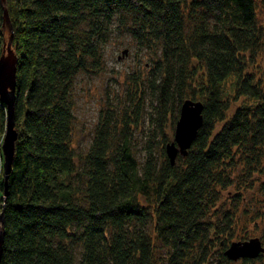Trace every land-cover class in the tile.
I'll use <instances>...</instances> for the list:
<instances>
[{"label":"trees","instance_id":"trees-1","mask_svg":"<svg viewBox=\"0 0 264 264\" xmlns=\"http://www.w3.org/2000/svg\"><path fill=\"white\" fill-rule=\"evenodd\" d=\"M5 7L18 57V139L5 182L0 100L1 264H209L216 252L234 261L226 250L235 215L215 216L214 208L234 175L250 178L264 159V79L247 71V54L253 60L264 46L255 0H6ZM115 17L134 23L135 37L155 40L148 45L162 43L150 81L161 138L148 142L144 164L130 141L144 101L137 87L135 117L103 110L88 152L72 144L70 90L81 70H99L103 27ZM3 24L0 0V55ZM230 79L235 97L252 101L231 117ZM188 99L203 103V125L172 163L165 125ZM241 162L245 169L235 171ZM227 230L226 241L219 239ZM241 259L264 264V252Z\"/></svg>","mask_w":264,"mask_h":264},{"label":"rangeland","instance_id":"rangeland-1","mask_svg":"<svg viewBox=\"0 0 264 264\" xmlns=\"http://www.w3.org/2000/svg\"><path fill=\"white\" fill-rule=\"evenodd\" d=\"M255 3L257 21L264 27V6L262 0H255ZM187 8L191 9V6ZM199 10L201 9H197V11ZM133 24L132 22H124L119 17H115L108 22L103 27L108 32L107 40L100 43L99 47L101 62L99 70L97 72L81 70L73 82L69 94L76 117L72 144L79 154H85L91 148L95 129L103 110L123 111L126 114H130L132 118L135 117L136 99L138 98L133 93V90L136 87L143 90L144 101L140 108L139 127L132 131L130 141L135 156L141 164H144L147 157L148 142L154 140L156 143L161 138L159 131H156V102L150 81L156 75L153 69L156 62L161 58L162 43H151V45H148V42H154L155 40H143L140 36L135 37ZM195 24L196 20L190 19L188 29L192 31ZM2 28L4 30V40L7 43L10 37L9 26H4L3 24ZM82 29L83 31L89 30L84 24ZM250 57H252V54H247V60L249 59L247 71L254 74L256 78L264 79V46H260L253 60ZM193 64L197 65L195 59ZM197 71L204 74L203 70L198 69ZM226 87L230 102L229 117L237 109L252 103V101L243 96L235 97L237 92L234 86V79H230ZM175 106L177 107L178 104L176 103ZM174 111V117L169 115L165 125L168 143L174 140L178 120L176 118L177 109ZM174 122L175 125H173ZM244 166L245 164L241 162L234 169L235 171L243 170L245 169ZM232 175H234L233 172ZM234 176L236 178L232 181L231 186L225 188L220 194V200L217 203V207L214 208L216 211L215 216L219 215L221 211H232L235 215L234 229L231 231L233 232V242H244L252 238H259L264 246V159L261 169L253 173L250 178ZM240 178L247 179L245 182H241ZM231 232L227 230L225 235L220 236L219 239L226 241ZM220 248L218 246L215 250L219 249L218 251L221 252L222 249ZM79 253L80 248L76 246L75 254L77 260L80 259ZM213 258L210 259L209 264L226 263L221 260L218 252L215 253ZM226 264H244V262L239 259ZM256 264L262 263L257 262Z\"/></svg>","mask_w":264,"mask_h":264},{"label":"water","instance_id":"water-1","mask_svg":"<svg viewBox=\"0 0 264 264\" xmlns=\"http://www.w3.org/2000/svg\"><path fill=\"white\" fill-rule=\"evenodd\" d=\"M4 5V26H9L10 37L3 47L0 55V100L7 108V121L5 135L2 142V156L4 159L5 182L12 169L15 157L18 131L15 127V104L17 90V64L18 57L12 48L13 29L10 24L9 14ZM203 103L201 101L186 100L180 110V116L176 123L174 140L167 144L166 152L172 163L178 155H186L188 149L196 139L199 129L203 125ZM7 189V185H6ZM7 191L3 194L5 198ZM4 210L0 213V264L4 245ZM264 252V247L259 238H252L244 242H233L226 250V255L234 261L241 258H256Z\"/></svg>","mask_w":264,"mask_h":264}]
</instances>
